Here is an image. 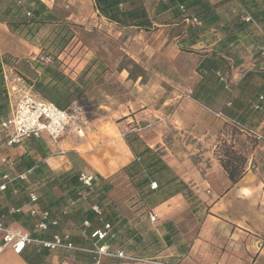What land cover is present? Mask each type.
<instances>
[{"label": "crops", "instance_id": "1", "mask_svg": "<svg viewBox=\"0 0 264 264\" xmlns=\"http://www.w3.org/2000/svg\"><path fill=\"white\" fill-rule=\"evenodd\" d=\"M39 1L59 22L70 24L74 35L77 34L74 29L82 28L86 32L84 61L77 66L72 63L65 72L75 79L93 60H98L119 86L129 88L131 102L122 117L129 116L127 120L134 123L129 132H135L143 144L141 149L158 152L159 167L165 165V168L150 174L140 165L137 169H142L140 177L148 176V179L133 190H120L115 175L123 174L127 179L124 168L140 162L131 154L122 135L113 138L108 151L114 158L100 160L101 168L90 161L88 150L81 151L71 132L56 146L43 137L24 140L13 148H2V153L14 166L0 164V177L4 173L25 172L29 167L15 168L22 155L32 164L42 163L45 168L44 174L39 175L29 168L25 181H15L0 193L4 225L45 240L55 233L67 234L77 249L48 250L29 244L21 254H15L6 248L0 254V264H90L94 259L90 250L103 243H107L111 251L121 250L150 261L102 258L101 264H256L264 260V177L246 169L237 183L230 182L213 156V138L222 125L221 117H216L215 113L221 109L210 110L208 100L206 105H201L190 96L201 79L197 71L200 63L213 53L231 61L228 56H232L238 43L250 41L255 35L264 42L261 25L247 23L245 30L235 32L234 39L221 48L226 36L214 25L176 19L180 8L177 0H142L151 22L146 29L109 22L95 9L94 0ZM209 5L219 24L230 22L239 13L250 12L237 1L214 0ZM192 25L198 28L194 38H191L192 31H188ZM249 48L254 50L252 44ZM3 55L12 57L16 65L21 60L43 56L37 46L13 34L0 21V57ZM249 57L237 67L253 65L252 55ZM183 59L191 62L185 68ZM11 68L3 67L2 74L11 76ZM218 88L219 92H224L221 85ZM7 96L10 114L16 99L14 101L10 91ZM246 110L253 112L249 103ZM251 123L253 128L261 130L264 118ZM255 129L247 128L248 131ZM172 135L176 138L170 137ZM184 135L202 136L205 142L190 145L179 138ZM186 149H199L206 157L189 158ZM76 153L79 158L73 157ZM78 161L83 164V170H78L79 176H93L90 186L82 184L79 177L80 184H71ZM49 178L55 181L53 189L37 194L42 200L41 208L48 209L56 225L35 234L19 220L29 216L28 193L39 190ZM153 182L156 189L150 188ZM13 190L17 193L13 194ZM94 205L98 206L100 215L93 211ZM13 207L22 211L11 214ZM31 219L38 221V218ZM84 222L88 223L87 227ZM104 224L111 226L109 237L104 242L91 239L90 233L102 229Z\"/></svg>", "mask_w": 264, "mask_h": 264}, {"label": "trees", "instance_id": "2", "mask_svg": "<svg viewBox=\"0 0 264 264\" xmlns=\"http://www.w3.org/2000/svg\"><path fill=\"white\" fill-rule=\"evenodd\" d=\"M213 1L214 0H177L180 4V8L176 19L181 21L194 18L198 22L207 23L208 26L214 25L226 36L225 39L222 40L220 46L223 48L225 44L234 39L235 32L245 30L249 23L246 25L247 23L240 20V18L245 15L244 12L239 13L230 22L219 24L214 12L211 11V6L209 5V3L212 4ZM225 1H237L240 5L245 6L246 11H250L247 15L251 17L257 26L261 25L262 30H264V8H259L257 3H253L255 0ZM3 4L6 5L0 10V21L5 23L13 34L37 46L41 50V54H44L47 58H51V62L45 64L38 59L21 60L18 69L14 66L15 61L12 57L8 55L0 57V119L7 118L9 115V100L3 80L2 65L14 67L19 78L27 84V87L39 94L43 100L54 104L59 109H67L73 102L79 100L83 95L86 88L83 79L87 77V73L90 70L95 69V67L102 65L101 62L93 60L92 64L85 68L79 76L75 79H71L69 73L63 70L64 66L58 58L68 42L74 37L70 24L59 22L57 16L51 10L46 8V6L39 0H0V7ZM94 6L101 16L109 22L115 23L119 26H135L140 29H146L151 25L142 0H94ZM45 29L52 30L45 36V33L43 32ZM188 31H192L191 38L197 37V26H189ZM192 43L195 42L192 41ZM262 44L263 42L261 45ZM228 57L231 59L234 58V56ZM227 67V60L216 53L211 54L210 58L203 60L197 69L201 79L190 94L191 98L199 104L206 105V97L211 92L212 87L218 83V74L223 75V71ZM255 78L259 79L257 81L258 83L253 82ZM221 87L223 88L224 85L222 84ZM229 89V95L220 112L224 116L237 120L239 124L243 125L244 117L243 115L238 114L240 113L239 110L243 112L246 110V107H248V103L253 102L257 95H264V68L257 71H246L236 84L229 86ZM249 89L252 90L250 93L248 92ZM235 90H238L241 93V96L240 98L231 99L230 96ZM228 103L230 104V108H227ZM263 111L264 109L262 111L253 110L252 113L251 111L248 112L254 116L257 114L256 116L264 118ZM237 115L239 116L237 117ZM124 139L135 158L140 161L139 163H132L129 167L127 166L124 168L125 175L133 187L137 188L138 184L148 179V176L143 178L140 177L142 169L149 170L150 174H153L160 169L165 168V165L159 167V164L161 163L160 160L154 158V155L148 148L136 151V144L143 145L139 142L138 137L124 135ZM219 151L217 160L222 169L225 171L232 184L237 183L245 173V164L247 162L246 157L237 152L231 143L223 142ZM70 155H72V153H70ZM140 165H142L143 168L137 170ZM24 166L29 168L32 167L31 170H35V175L44 174L45 171L42 163L32 164L25 155H22L15 168L19 170ZM28 169L26 168L24 171H27ZM130 170L131 172L132 170H135V172L130 173ZM78 177L79 173L77 170L71 178V184L73 186L80 184L78 182ZM54 185V179L49 178L46 184H44V188L39 187V191L41 193L44 191L47 192L48 190H52ZM104 191H106V188ZM33 193L37 195V204L40 206L42 202L40 196L36 191ZM12 203L14 204V201H12ZM40 209L48 211V209H43L41 206ZM25 219L32 220L29 216L25 217L24 220Z\"/></svg>", "mask_w": 264, "mask_h": 264}, {"label": "rangeland", "instance_id": "3", "mask_svg": "<svg viewBox=\"0 0 264 264\" xmlns=\"http://www.w3.org/2000/svg\"><path fill=\"white\" fill-rule=\"evenodd\" d=\"M257 1L260 3H258L260 8L264 7V0ZM5 5L6 4H3L0 7V10H2ZM51 30L52 29H45L43 31L45 36L48 32L50 33ZM74 31L77 34L74 35V37L68 42L66 47L59 54V58L62 62V65L64 66L63 70L66 68H71L70 65L72 63H76L77 66V64L79 65L80 62L84 61L86 53V32L82 30V28L74 29ZM261 41L262 39L260 36L255 35L250 41L248 39L247 42L244 41L243 44L242 42H239L238 48L235 49L234 52L232 51L231 54L234 56V58H232L231 61L227 60L228 67L223 71V77L226 83L218 79V83L212 87L211 92L205 99L206 101L208 100L210 102L206 103L205 101L210 110H213L214 108L221 109L223 107L224 102L229 95V86L236 84L246 71H257L264 68V58H262L257 51V47L262 43ZM251 44L253 45L254 50L249 48ZM251 55L252 59L250 60H254L253 65L237 67L239 62L243 61L244 58H250L249 56ZM42 57L44 58L42 62L45 64L51 62V58L45 57L44 54ZM182 63L185 68V65H189L191 62H189L187 59H183ZM14 66L19 69L20 64H14ZM76 66H74L73 69ZM159 66L161 67L162 64ZM11 69L12 75L7 76L8 79L6 83L4 78L3 80L6 91H10L12 97H14V101L15 99L17 101L24 90L22 87H27V84L22 81L21 78H19V75L15 71L14 67ZM156 80H158V77ZM258 80V78H255L253 82L258 83ZM83 82L86 85L83 95L79 98V100L73 102L67 108L70 110L72 117L70 119V126L60 141L71 132V134H74V138L72 139L74 142L77 141L78 144H80L81 151L88 150L90 152V161L95 164L96 168H101L99 166L100 160L114 158V156L108 151V147L112 144L113 138H118V135H122V138L125 142L124 135H129L131 137L136 136L135 132H129V130H132V126L134 125L133 122H129V119L127 120V117L129 116L122 117L123 114H127V109H129L128 104L131 102V93L129 92V88L126 87L124 89L123 86H119L117 82H115L112 73L108 72L103 65H99V67H95V69L90 70L87 73V77L83 79ZM219 84L221 86L222 84L226 85L225 88L223 87L224 92L221 90L219 92ZM251 91V89L248 90L249 93ZM240 96L241 93L238 90H235L230 97L231 99H235L240 98ZM227 108H230V106H227ZM239 112L240 113L238 114L243 115L244 117V124L242 126L236 124L237 120L228 118L222 114L221 130L218 134H216L212 142V145L215 146L213 156L217 159V156L220 152L219 148L223 142L231 143L237 152L246 157L247 162L245 164V171L248 169L254 174L264 177V126L261 130H257L251 125L253 124L251 122L255 123L257 120L260 122L263 117L259 118L258 116H254L247 110H244L243 112L239 110ZM247 128L255 129L254 131H256V134L254 135L250 133ZM170 137L176 138L175 135ZM179 138H181V140L183 139V142L188 141L190 145H193L196 142H198L199 145H202L205 142L202 136L195 137L193 135H184L180 136ZM196 138L199 139V141ZM125 145L127 146L126 142ZM135 147L136 151L142 150L141 145L136 144ZM115 148H117V146H115ZM185 153L187 154V157L193 158L195 160L206 157V155H204V151L199 149L198 151H189V149H186ZM131 154L133 155L132 152ZM152 154L154 155V158L160 160L158 152H153ZM73 157L77 158L78 154H74ZM77 170H83V164H81V161H78L77 163ZM115 181L117 184H119L118 187L120 190L135 189L129 179L124 178L123 174L119 176L115 175ZM44 187L45 186L43 185V187L41 186L40 188ZM34 191L37 193L40 192L38 189H35ZM19 221L24 225V227L33 231V233H40V231L35 230V222L33 220H24L21 218ZM256 264H264V260Z\"/></svg>", "mask_w": 264, "mask_h": 264}, {"label": "built area", "instance_id": "4", "mask_svg": "<svg viewBox=\"0 0 264 264\" xmlns=\"http://www.w3.org/2000/svg\"><path fill=\"white\" fill-rule=\"evenodd\" d=\"M29 16V14H28ZM241 19L245 23H252L253 20L250 16L244 15ZM191 22L197 24V21L192 18ZM259 55L264 58V42L257 49ZM39 61H43V57L38 58ZM7 67V65H2ZM3 78L7 81V77L3 73ZM218 79L224 83V77L218 74ZM226 87V85H225ZM227 106H230L228 103ZM249 107L254 111H262L264 109V95H259L257 101L250 102ZM264 114V111H263ZM216 117H221L222 114L215 113ZM72 114L69 109H59L54 104L40 99L36 94L32 92V89L24 87L22 95L15 102L12 111L7 118L0 119V164L12 168L14 163L9 160L3 153L2 148H13L20 145L24 140L28 139H42L46 137L49 142L56 146L62 136L68 130L70 126V119ZM237 125H240L236 123ZM252 134H256L250 131ZM30 170L17 173L14 175L2 174L0 177V193L7 190L8 185L15 181H25ZM80 182L86 186H90L93 180L92 175L80 174ZM156 182L150 184L151 189H156ZM13 194L17 193V190L12 191ZM28 215L31 218H38L34 228L37 231L44 232L49 226L56 225L55 220L50 219L48 211L41 210L37 204L38 197L35 193L30 192L27 195ZM94 212L100 215L98 206H92ZM21 208H10L11 214L20 213ZM4 216L0 215V254L6 248H10L15 254H21L26 245L35 244L39 247L55 250V249H68L75 250L69 235L55 233L49 240L32 238L28 233H23L18 230L10 229L3 223ZM87 227L88 223L84 222ZM111 226L104 224L102 229L94 230L90 233V238L96 240V242H104L110 235ZM90 253L94 255L93 262L90 264H101L102 258H111L129 262H149V259H143L136 257L135 255L127 254L124 251L116 250L111 251L107 243H103L90 250Z\"/></svg>", "mask_w": 264, "mask_h": 264}]
</instances>
